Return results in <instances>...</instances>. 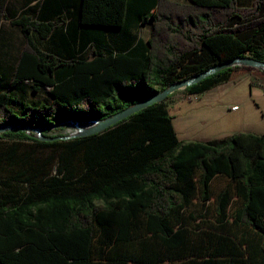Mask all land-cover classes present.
<instances>
[{"label": "trees", "instance_id": "16d2710c", "mask_svg": "<svg viewBox=\"0 0 264 264\" xmlns=\"http://www.w3.org/2000/svg\"><path fill=\"white\" fill-rule=\"evenodd\" d=\"M78 17L97 40L129 22L150 21L149 37L67 60L31 34L45 38L59 20H12L23 46L0 76V126L53 138L55 124L103 119L217 63L264 61V0H80ZM246 69L184 90L200 94ZM0 264H264V133L183 141L164 100L67 140L2 131Z\"/></svg>", "mask_w": 264, "mask_h": 264}, {"label": "crops", "instance_id": "0c3cea01", "mask_svg": "<svg viewBox=\"0 0 264 264\" xmlns=\"http://www.w3.org/2000/svg\"><path fill=\"white\" fill-rule=\"evenodd\" d=\"M252 1L237 0L241 6H248ZM79 9L80 0H6L5 18L0 20V76L11 75L22 49L23 36L20 28L11 23L21 15L40 22L59 20L57 26L50 31L47 37L39 38L35 32L31 34L42 51L61 59L86 58L91 56L93 51H99L101 48L125 51L137 41L146 42L148 39L150 21L135 25L129 22L122 27H102V40H97L93 34L84 32L85 28L92 29L94 26H87L79 22ZM143 31H146V34ZM237 84L244 88L241 95L248 96V101H245L244 98L240 99L243 102L241 105L228 103L224 109L220 104L224 97L236 92L237 87L231 88L230 91L224 92L220 96L210 95L208 93L212 89L210 88L197 94L199 100L196 102H188L183 105H180L182 103L179 102V112L175 115L170 113L178 138L190 141L219 138L235 133H264V130H256L253 122L248 120L254 116L249 105L250 100L264 99V88L260 85H252L247 78ZM22 89L28 98L30 96L28 87L22 85ZM262 103L264 105V102ZM233 105H237L238 108L230 110ZM166 107L168 109V105ZM256 108L258 110V105ZM181 111L183 115L189 112L192 116L176 118V115ZM230 112L234 113L235 119L240 121L239 124L228 125L225 117ZM223 129H226L225 132Z\"/></svg>", "mask_w": 264, "mask_h": 264}, {"label": "water", "instance_id": "95a60500", "mask_svg": "<svg viewBox=\"0 0 264 264\" xmlns=\"http://www.w3.org/2000/svg\"><path fill=\"white\" fill-rule=\"evenodd\" d=\"M234 65H244L248 67L264 69V61H259L250 56L237 57L231 60H226V61L217 63L188 79L177 81L171 84L170 86H168L167 88L163 89L162 91L157 92L153 96L147 99H143L140 102H137L126 108H123L117 111L116 113H113L110 116H107L103 119L92 120L88 122H79V121L70 120V121H66V122H62V123L54 125V126L73 127L75 131L69 135H61V136H55L53 138H47V137H42L40 135L43 129H28L26 127L16 126V125L0 126V132L5 131V130H26V131L29 130V131L35 132L40 139H44V140H52V139H57V138L67 140V139H71L75 137H82V136L98 133V132L106 130L107 128L127 118L128 116L132 115L133 113H135L136 111L142 108H145L153 103L163 101L168 95H170L174 91L180 88H185L189 85L195 84L201 81L202 79L206 78L207 76L213 73H216L223 68L234 66Z\"/></svg>", "mask_w": 264, "mask_h": 264}, {"label": "rangeland", "instance_id": "374dc122", "mask_svg": "<svg viewBox=\"0 0 264 264\" xmlns=\"http://www.w3.org/2000/svg\"><path fill=\"white\" fill-rule=\"evenodd\" d=\"M171 1H174L177 3H186L187 2L185 0H171ZM143 32H144V34H146V31H143ZM250 68L251 69L244 70L243 73L236 79H233L230 81H225V82H220V83L216 84L214 87H212V89L208 93L210 95L215 94V95L220 96L222 93L230 91L231 88L237 87L236 92L224 97L221 100L220 104H221L222 108H224V109H226V106L228 105V103H236L238 105H241L243 103L240 100L241 98H244L245 101H248V96H246V94L241 95V92L244 90V88L241 87L240 84H237V83H239L242 80H244L245 78H247L248 81L252 85H260L261 87L264 88V72H262V69L255 68V67H250ZM237 85H239V86H237ZM197 100H199L198 95L194 96V95L188 94V93H186L184 88H180V89L174 91L168 98L164 99L165 104H166V106L168 105L169 112L172 115H175L179 112V108H178L179 102L182 103L180 105H183V104L188 103V102H196ZM112 101H114V99H110V102H112ZM262 102H264V99L258 98L256 100L255 99L250 100V103H249L250 107L253 110L254 116H253V118L250 117L248 120L250 122H253L254 128L258 131L264 130V105ZM256 105H258V110L256 108ZM183 116H192V114L188 112V113H185L183 115V112L181 111L178 115H176V118L180 119ZM225 118L228 121L229 126H232V125L235 126V125L239 124V122H240L239 120L235 119L233 112H230L229 114H227ZM178 119H176V121H178ZM222 121H220V122H222ZM225 130L226 129H223L224 132H225ZM74 131H75L74 128L71 126H61V127H56L54 129L50 130L48 132V135H53V136L69 135V134L73 133ZM12 139H14V138H7V137L5 138V140H8V141H10ZM26 143L27 144L25 147H28V148L32 147V146H30L31 144H28V143H31V141H26ZM47 151H48V149H43V152H47Z\"/></svg>", "mask_w": 264, "mask_h": 264}, {"label": "built area", "instance_id": "2783aa9c", "mask_svg": "<svg viewBox=\"0 0 264 264\" xmlns=\"http://www.w3.org/2000/svg\"><path fill=\"white\" fill-rule=\"evenodd\" d=\"M192 95L196 96V94H192ZM237 108H238L237 105H233V106L230 107V110H236Z\"/></svg>", "mask_w": 264, "mask_h": 264}]
</instances>
